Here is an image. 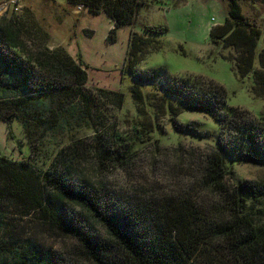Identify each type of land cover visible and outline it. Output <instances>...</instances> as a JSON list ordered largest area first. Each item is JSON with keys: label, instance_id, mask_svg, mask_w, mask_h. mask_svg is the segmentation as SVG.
<instances>
[{"label": "trees", "instance_id": "obj_1", "mask_svg": "<svg viewBox=\"0 0 264 264\" xmlns=\"http://www.w3.org/2000/svg\"><path fill=\"white\" fill-rule=\"evenodd\" d=\"M151 1L66 0L112 21L108 44L117 41L120 28H131L120 69L134 81L130 92L137 104L144 98L141 86L161 77L159 70L136 69L147 53L163 47L161 25L134 29ZM227 2L209 41L234 48L236 74L250 76L252 96L264 98L261 30L245 17L239 0ZM31 40L15 15L0 17V120L10 139L11 124L18 122L21 148L23 142L28 148L21 160L0 154V228L7 208L20 217L36 215L72 243L60 252L10 235L0 246V264H264V183L232 182L226 165L227 159L264 164L263 121L229 105L214 80L168 77L160 102L172 114L173 128L188 129L173 118L184 108L209 116L218 136L203 150L179 144L160 152L155 141L146 164L145 154L132 150L114 127L96 121L103 119V101L121 108L123 92L87 87L80 53L74 57L63 46L50 49ZM80 128L91 134L46 150L47 138ZM117 171L131 184L110 181Z\"/></svg>", "mask_w": 264, "mask_h": 264}, {"label": "rangeland", "instance_id": "obj_2", "mask_svg": "<svg viewBox=\"0 0 264 264\" xmlns=\"http://www.w3.org/2000/svg\"><path fill=\"white\" fill-rule=\"evenodd\" d=\"M242 11L249 22L261 30L260 47L264 48V0H239ZM66 0H0V17L12 14L24 22L31 33L33 42L47 45L50 49L63 46L72 56L80 53L87 64L86 86L120 90L124 101L120 109L112 110L108 101L102 103L105 127H114L127 141L132 150L145 154L144 163H151L147 155L157 141L160 152L176 145L198 147L203 150L214 145L218 136V125L200 111L183 108L173 118L185 131L179 132L170 121L172 114L162 106V87L171 76H202L223 86L227 93V103L246 109L254 117L264 122V98L252 96L250 76L240 77L235 72L234 48L223 47L209 41L210 27L221 24L228 7L227 0H153L139 11L143 24L161 25L165 34L160 39L161 50L147 53L137 70H159L161 77L149 85H142L143 101L137 104L132 98L130 86L134 82L128 74L121 73L125 58V38L119 32V41L108 44L103 35L107 19L99 21L82 7L63 6ZM140 20L138 21L140 25ZM108 32V31H107ZM94 34V35H93ZM107 35V34H106ZM84 53V56L83 54ZM164 107V108H163ZM14 138H7L6 125L0 120V154L9 159L21 160L28 155L25 142L21 148L22 131L18 122L11 124ZM56 138H47L46 150L54 152L58 145L71 137L85 139L90 129L80 128L75 133H57ZM140 135V137H138ZM20 149L21 152H20ZM146 164L141 167L145 168ZM226 165L232 170V182L252 180L264 183V164L253 161L227 159ZM39 167L44 168L40 163ZM110 181L131 184L129 176L121 172L110 175ZM123 185V186H124ZM6 215L0 228V246L10 240V235L20 239L31 238L53 251H63L64 245L72 241L59 230L42 222L36 215L20 217L3 209ZM8 246V245H7Z\"/></svg>", "mask_w": 264, "mask_h": 264}, {"label": "crops", "instance_id": "obj_3", "mask_svg": "<svg viewBox=\"0 0 264 264\" xmlns=\"http://www.w3.org/2000/svg\"><path fill=\"white\" fill-rule=\"evenodd\" d=\"M63 6H68L67 5V3L65 2L64 4H63ZM146 7V6H145ZM145 7H143V8H145ZM143 8H141V9H143ZM87 10L85 9L84 10V12H86ZM94 18H96V17H98L99 18V21H103V19L104 18H106L107 19V23L105 24V29H104V32H103V35H104V37L106 36V34L108 33L107 31H109V29L110 28H112V26H113V23H112V21L105 15V14H103V13H101V14H98V15H95V16H93ZM140 20V18H139V14H138V20L137 21H139ZM140 24H143L142 22H141V20H140ZM146 25H150V24H146ZM130 27H128V26H126V27H122V28H120L118 31H117V41L115 42V43H113L112 45H115L116 43H118V41H119V32L121 31V30H123V36H124V38H125V45H124V53L126 54V50H127V47H128V41H129V33H130ZM134 29H136V30H141V28H140V26H139V23L137 24V26L134 28ZM94 35V34H93ZM106 38V37H105ZM83 54V56H84V53H82ZM84 60V59H83ZM85 61V60H84Z\"/></svg>", "mask_w": 264, "mask_h": 264}, {"label": "water", "instance_id": "obj_4", "mask_svg": "<svg viewBox=\"0 0 264 264\" xmlns=\"http://www.w3.org/2000/svg\"><path fill=\"white\" fill-rule=\"evenodd\" d=\"M262 40L264 41V35H263V37H262Z\"/></svg>", "mask_w": 264, "mask_h": 264}, {"label": "built area", "instance_id": "obj_5", "mask_svg": "<svg viewBox=\"0 0 264 264\" xmlns=\"http://www.w3.org/2000/svg\"><path fill=\"white\" fill-rule=\"evenodd\" d=\"M80 7V6H79Z\"/></svg>", "mask_w": 264, "mask_h": 264}]
</instances>
